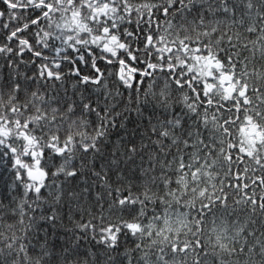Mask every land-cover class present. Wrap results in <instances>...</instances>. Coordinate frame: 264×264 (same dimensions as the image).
I'll return each instance as SVG.
<instances>
[{
	"label": "snow or ice",
	"instance_id": "6c2138e0",
	"mask_svg": "<svg viewBox=\"0 0 264 264\" xmlns=\"http://www.w3.org/2000/svg\"><path fill=\"white\" fill-rule=\"evenodd\" d=\"M0 264H264V0H0Z\"/></svg>",
	"mask_w": 264,
	"mask_h": 264
}]
</instances>
